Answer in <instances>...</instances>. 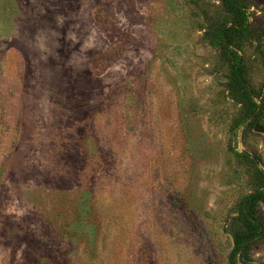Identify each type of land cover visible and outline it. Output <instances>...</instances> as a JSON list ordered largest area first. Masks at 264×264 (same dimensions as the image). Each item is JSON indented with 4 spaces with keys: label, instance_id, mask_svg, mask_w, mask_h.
Returning <instances> with one entry per match:
<instances>
[{
    "label": "rangeland",
    "instance_id": "rangeland-1",
    "mask_svg": "<svg viewBox=\"0 0 264 264\" xmlns=\"http://www.w3.org/2000/svg\"><path fill=\"white\" fill-rule=\"evenodd\" d=\"M250 195L264 264V0H0V264H233Z\"/></svg>",
    "mask_w": 264,
    "mask_h": 264
},
{
    "label": "trees",
    "instance_id": "trees-1",
    "mask_svg": "<svg viewBox=\"0 0 264 264\" xmlns=\"http://www.w3.org/2000/svg\"><path fill=\"white\" fill-rule=\"evenodd\" d=\"M242 27H241V23H236L234 25H229V26H226L223 30H222V38H223V41L225 42V44L228 43V40L230 37H233L234 35H237L239 34L240 32H242ZM251 199H253V195H250L248 197H246L245 199L242 200L241 202V207H242V211L244 214H246L247 216V206L249 204V202L251 201ZM249 215V214H248ZM248 217V222H247V228L248 230L247 233L248 235H244L242 236L235 244L234 246V249H233V264H238L237 262L241 259L239 258L236 259V256H237V252L240 251L243 249V247H245V244L248 242V240L252 237H255L257 235H259L261 233V229H258L259 227L258 226H261V224H257L258 222H256L255 220H253V218H249L250 216H247ZM245 255L246 253L242 252L241 254V257L242 259H245ZM240 257V256H239ZM241 264L243 263L242 261L240 262Z\"/></svg>",
    "mask_w": 264,
    "mask_h": 264
}]
</instances>
